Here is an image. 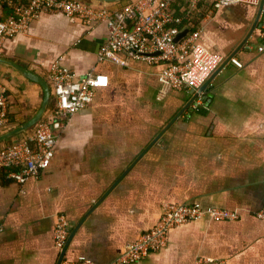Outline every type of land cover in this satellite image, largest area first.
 <instances>
[{"label": "crops", "instance_id": "1", "mask_svg": "<svg viewBox=\"0 0 264 264\" xmlns=\"http://www.w3.org/2000/svg\"><path fill=\"white\" fill-rule=\"evenodd\" d=\"M85 1L118 8L128 0ZM205 19L196 18L204 43L244 66H221L205 82L206 101L198 110L189 105L192 90H173L160 80L165 63L125 55L98 61L104 24L43 13L15 38L1 57L50 84L44 116L55 105V61L80 76L103 75L107 83L92 105L65 123L56 156L39 179L19 184L0 170V264H58L60 215L72 236L65 258L108 264L156 225L166 202L233 210L239 219L188 222L171 230L165 247L134 264H194L198 257L264 264V219L256 215L264 208V51L258 49L264 0L223 6ZM0 78L12 100L2 136L38 113L45 88L3 62ZM31 129L0 144L24 139Z\"/></svg>", "mask_w": 264, "mask_h": 264}, {"label": "built area", "instance_id": "2", "mask_svg": "<svg viewBox=\"0 0 264 264\" xmlns=\"http://www.w3.org/2000/svg\"><path fill=\"white\" fill-rule=\"evenodd\" d=\"M244 2L261 6L263 0H128L122 7L96 4L85 0H0V57L19 34L30 30L43 13H61L71 19H80L88 25L104 24L107 37L99 48L100 62L120 55L153 64L165 63L159 72L160 80L173 90H192L193 107L205 104L202 86L225 63L238 67L244 63L236 56H226L212 51L203 41V25L186 23L190 17L203 15L211 19L215 10ZM182 4L181 14L173 7ZM9 15L3 17L6 9ZM184 29L188 32L179 41L176 37ZM264 36V32H263ZM253 49L252 45H248ZM264 51V45H258ZM51 80L55 96L54 108L34 127L28 137L0 144V170L19 184L39 179L56 156L59 132L73 116L82 112L96 97V90L105 86L107 78L93 72L80 76L61 61L51 65ZM11 98L8 88L0 78V130L9 128ZM264 219V208L256 214ZM209 219L215 222H234L237 211L207 208L199 204L182 205L166 202L156 225L129 244L125 252L108 264H134L149 253L165 247L171 230L194 220ZM65 215H60L54 234V244L60 253L67 246L70 230ZM4 228L0 226V236ZM61 264H94L81 258L76 262L65 257ZM194 264H230L227 260L198 257Z\"/></svg>", "mask_w": 264, "mask_h": 264}, {"label": "water", "instance_id": "3", "mask_svg": "<svg viewBox=\"0 0 264 264\" xmlns=\"http://www.w3.org/2000/svg\"><path fill=\"white\" fill-rule=\"evenodd\" d=\"M106 1H115V0H106ZM187 32H188V29H184L182 32H180V34L176 37V41H179L182 37H184ZM0 62L9 64V65L15 67L17 70H19L25 76H27L28 78L32 79L35 82L42 84L45 88V98H44L42 107L40 108L38 113L31 120H29L26 124H24L23 126L0 136V142H1V141L6 140V139H8V138H10L16 134L21 133L23 131L34 128L38 124V122L43 118L46 111L48 110L49 102H50L51 95H52V88H51L50 84L43 77L37 76L36 74L32 73L31 71L25 69L24 67H22L18 64L13 63L9 60H6L3 57H0ZM207 87H208V83L204 84V86L202 87V90L204 91ZM194 100H195V96L192 99V101L189 103V105H191L194 102ZM71 238H72V236H71ZM71 238H70V240H71ZM70 240H69V242H70ZM69 242L67 243V246L65 247L63 252L61 253L58 264H61L62 259L65 257Z\"/></svg>", "mask_w": 264, "mask_h": 264}, {"label": "trees", "instance_id": "4", "mask_svg": "<svg viewBox=\"0 0 264 264\" xmlns=\"http://www.w3.org/2000/svg\"><path fill=\"white\" fill-rule=\"evenodd\" d=\"M183 7H182V4L181 3H177L174 7H173V10L176 14H181L183 13L184 11H182ZM9 15V9L7 8L6 9V12L4 14V18L7 17ZM186 23H193V24H196V16H192L189 18V20L186 21ZM34 131V128L31 129V133Z\"/></svg>", "mask_w": 264, "mask_h": 264}, {"label": "rangeland", "instance_id": "5", "mask_svg": "<svg viewBox=\"0 0 264 264\" xmlns=\"http://www.w3.org/2000/svg\"><path fill=\"white\" fill-rule=\"evenodd\" d=\"M124 2L127 1V0H123Z\"/></svg>", "mask_w": 264, "mask_h": 264}]
</instances>
